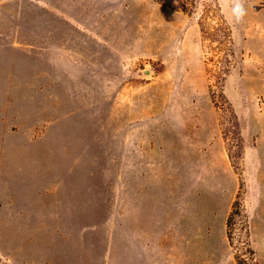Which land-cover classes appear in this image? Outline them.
<instances>
[{
    "label": "rangeland",
    "instance_id": "374dc122",
    "mask_svg": "<svg viewBox=\"0 0 264 264\" xmlns=\"http://www.w3.org/2000/svg\"><path fill=\"white\" fill-rule=\"evenodd\" d=\"M235 56L213 76L197 19L155 0H0V264H119L124 223L198 224L264 147V0H218ZM238 137L243 142L240 158ZM261 164V163H260ZM239 167L240 176L236 173ZM248 176V174H247ZM195 248H197L195 246ZM264 264V247H259Z\"/></svg>",
    "mask_w": 264,
    "mask_h": 264
},
{
    "label": "crops",
    "instance_id": "0c3cea01",
    "mask_svg": "<svg viewBox=\"0 0 264 264\" xmlns=\"http://www.w3.org/2000/svg\"><path fill=\"white\" fill-rule=\"evenodd\" d=\"M246 156L247 181L243 204L251 244L259 260V247H264V147L262 154L255 157L253 169L248 152ZM145 213L150 216L142 221L124 223L120 231L119 264H236L227 237L229 208L223 210L222 229L228 251L221 257H217V211L196 225L184 220L162 222L153 209Z\"/></svg>",
    "mask_w": 264,
    "mask_h": 264
},
{
    "label": "trees",
    "instance_id": "16d2710c",
    "mask_svg": "<svg viewBox=\"0 0 264 264\" xmlns=\"http://www.w3.org/2000/svg\"><path fill=\"white\" fill-rule=\"evenodd\" d=\"M158 3L169 5L174 9L180 10L188 16H195L200 29L203 51L205 54V62L212 64L211 70L217 81H223L225 75L229 72V66L232 64V59L235 56L234 37L230 23L222 12L218 0H155ZM237 148L239 149V157L243 154V142L240 137L237 140ZM235 167V166H234ZM236 168V173L240 176L239 167ZM242 186H240L236 199L233 202L232 210L230 211L226 225L227 237L233 249L232 236L230 227L234 220V216H240V207L242 204ZM245 250L249 256L248 261H240L234 255L236 264H260L255 256V250L252 247L248 219L245 213Z\"/></svg>",
    "mask_w": 264,
    "mask_h": 264
},
{
    "label": "clouds",
    "instance_id": "9594fccd",
    "mask_svg": "<svg viewBox=\"0 0 264 264\" xmlns=\"http://www.w3.org/2000/svg\"><path fill=\"white\" fill-rule=\"evenodd\" d=\"M246 15L244 0H233L232 18L235 23H240Z\"/></svg>",
    "mask_w": 264,
    "mask_h": 264
}]
</instances>
